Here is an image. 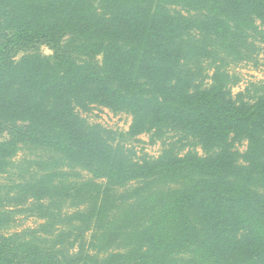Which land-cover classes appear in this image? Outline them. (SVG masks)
Returning a JSON list of instances; mask_svg holds the SVG:
<instances>
[{
	"label": "trees",
	"instance_id": "trees-1",
	"mask_svg": "<svg viewBox=\"0 0 264 264\" xmlns=\"http://www.w3.org/2000/svg\"><path fill=\"white\" fill-rule=\"evenodd\" d=\"M2 24L0 35L57 49L73 40L98 59L91 69L63 57L39 90L54 91L47 115L24 101L13 113L31 132L7 126L0 142V165L22 147L19 173L38 171L17 181L38 220L68 200L75 246L61 260L46 232L0 234V264H264V82L233 93L228 72L264 44V0H0ZM96 104L129 117L128 129L74 128L69 109ZM142 135L156 157L135 158Z\"/></svg>",
	"mask_w": 264,
	"mask_h": 264
},
{
	"label": "rangeland",
	"instance_id": "rangeland-1",
	"mask_svg": "<svg viewBox=\"0 0 264 264\" xmlns=\"http://www.w3.org/2000/svg\"><path fill=\"white\" fill-rule=\"evenodd\" d=\"M4 28L2 24L0 30L4 32ZM19 37L14 29L0 35V142L9 138L4 131L8 128L7 126H15L13 131L21 135L31 132L23 130L25 120L18 118L16 114L14 116L13 113L15 109L18 110L17 113L21 114L24 101L27 100L31 107L37 101H41L43 111L47 115V109L53 103L52 94L54 91L50 87H46L44 93L41 94L39 90L41 83L52 81L60 73L62 68L59 63L63 57L67 58L70 53L75 62L82 61L91 69L96 66L95 62L98 59L95 57L94 62L91 57H82L79 53L80 44L73 42V40L70 42L63 41V49H57L55 43L51 45H46L41 41L39 43L37 41L29 43L27 40H20ZM255 45L259 50L252 52L249 59L228 68L230 75L239 79L236 87L233 88V93H244L250 88L260 87L259 83L264 82V44L256 41ZM43 57H50L49 62L39 60ZM67 61L69 63V60ZM80 64L75 63L76 66ZM69 68L74 69L71 65H69ZM21 76L28 78L27 84L20 83ZM69 110L73 116L71 117L73 127L83 131L86 129L84 123L86 120L92 125L99 123L112 129L125 131L130 123L129 117L123 114L114 115L103 107H97V104L89 106V108L81 105ZM54 128L55 126H48L47 130L41 131V133L52 140V137L55 138L58 134V130L56 131ZM41 133L37 136L42 137ZM139 140L138 143H131L135 158L144 154L150 157L158 155L159 146L156 142L151 143V139L147 135L140 136ZM239 145V150L244 151L245 144L239 143ZM9 150L11 148L4 147L1 151L8 154ZM11 154L13 156L8 160H4L3 164L0 165V234L15 241L14 239L19 235L28 232H46L50 235L46 244H44L48 248L46 250L56 249L59 258L67 260L65 253L67 246H75V243L70 245L67 240L68 216L66 214V204L68 200L58 199L52 202L49 208L48 221L38 220L35 212L40 209V204L24 202V199L18 193L19 187L17 186V181L24 184L23 180H26V183H28L38 171L36 168L29 167L24 174H20L21 172L19 173L17 167L23 157L27 155V152L22 147H16ZM18 173L19 177H16L15 174L18 175ZM9 174L10 176H8ZM72 264H78V262L75 260Z\"/></svg>",
	"mask_w": 264,
	"mask_h": 264
}]
</instances>
